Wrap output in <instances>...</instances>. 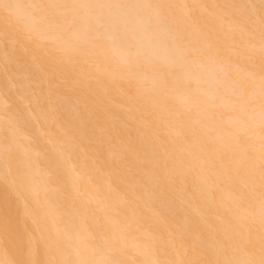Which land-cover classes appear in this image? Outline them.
I'll list each match as a JSON object with an SVG mask.
<instances>
[{
	"label": "bare ground",
	"instance_id": "obj_1",
	"mask_svg": "<svg viewBox=\"0 0 264 264\" xmlns=\"http://www.w3.org/2000/svg\"><path fill=\"white\" fill-rule=\"evenodd\" d=\"M91 1L0 0V264H264V0Z\"/></svg>",
	"mask_w": 264,
	"mask_h": 264
},
{
	"label": "rangeland",
	"instance_id": "obj_2",
	"mask_svg": "<svg viewBox=\"0 0 264 264\" xmlns=\"http://www.w3.org/2000/svg\"><path fill=\"white\" fill-rule=\"evenodd\" d=\"M89 1H91V0H88V3H89ZM95 2H96V1H95ZM91 3H92V1H91ZM91 3L88 4V5L91 6V5H94V4H95L94 2H93L92 4H91ZM109 15H111V14H109ZM111 17H113V16H111ZM107 19H110V21L112 20V19H111L110 17H108V16H107ZM110 21L107 22V23L110 24ZM100 22H102V21H100ZM111 23H112V22H111ZM100 24H101V23H100ZM103 26H104V23H103ZM103 26H102V25L98 26V27L100 28L99 30H101V27H103ZM127 28H128V27H127ZM134 28H135V27H134ZM130 30H132V28H131ZM130 30H129V28H128V29H127V32L130 33ZM138 30H141V28L138 29ZM127 32H126V34H125V33H124V34H125V35H129V34H127ZM137 32L140 33L141 31H137ZM138 33H136V34L138 35ZM140 34H142V33H140ZM137 35H136V36H137ZM141 36H142V35H140V36L138 35L139 38H140ZM138 37H137V38H138ZM141 38H142V37H141ZM154 45H155V44H154ZM157 46H158V44H157ZM157 46H156V48H157ZM159 47H161V45L158 46V48H159ZM161 49H162V48H161ZM156 50H157V52H159L158 49H156ZM155 52H156V51H155ZM160 52H161V51H160ZM157 54H158V53H157ZM263 77H264V76H262L261 79H263ZM262 81H264V80H262ZM262 81H261V82H262ZM261 84H262V83H261ZM260 87H262V88L264 87V82H263V86H260ZM263 89H264V88H263ZM260 90H261V89H260ZM260 90H259L258 92H260ZM260 93H262V96L260 95V97H261V98L264 97V90H262ZM258 95H259V93H258ZM262 100H264V98H263ZM260 102H261V105H264V104H262V101H260ZM260 102H259V103H260ZM263 103H264V101H263ZM261 105H260V107H256L257 109L255 108L257 112L254 111L255 109L253 110V112H255L256 114H259V113H260L259 108H261V112H262V106H261ZM258 106H259V105H258ZM253 112H252L251 117L254 116V115H253ZM256 114H255V115H256ZM259 115L261 116V113H260ZM259 115L254 116V117H253V121L256 120V119L258 120ZM257 117H258V118H257ZM255 118H256V119H255ZM257 120H256V121H257ZM256 121H254V122H256ZM263 140H264V138H263ZM263 140H262V142H263ZM262 142H261V144H262ZM261 144H260V145H261ZM262 145H264V144H262ZM263 147H264V146H263Z\"/></svg>",
	"mask_w": 264,
	"mask_h": 264
}]
</instances>
